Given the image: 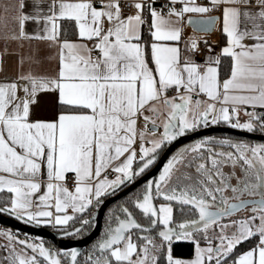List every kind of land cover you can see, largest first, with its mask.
Instances as JSON below:
<instances>
[{
    "label": "snow or ice",
    "instance_id": "obj_1",
    "mask_svg": "<svg viewBox=\"0 0 264 264\" xmlns=\"http://www.w3.org/2000/svg\"><path fill=\"white\" fill-rule=\"evenodd\" d=\"M0 12V72L10 42L17 56L0 75V213L82 236L178 138L264 133V0H13ZM37 41L55 50L51 73L17 51ZM0 240V264H264V142L182 144L108 208L83 261L6 227Z\"/></svg>",
    "mask_w": 264,
    "mask_h": 264
},
{
    "label": "water",
    "instance_id": "obj_2",
    "mask_svg": "<svg viewBox=\"0 0 264 264\" xmlns=\"http://www.w3.org/2000/svg\"><path fill=\"white\" fill-rule=\"evenodd\" d=\"M215 133H224L235 136H242L264 142V133H260V132L248 133L246 131L231 129L225 125L209 126L208 128L200 129L198 134L189 133L185 137L178 138V141L173 142V144L170 145L169 148L165 150L166 154L165 153L161 154V157L156 162V166H154L149 173H146L144 177L138 178L137 181H135L132 185H129L126 189L118 193L117 196L110 197L107 203L104 206H102L101 209L97 210L95 223L91 228V230L85 236H81L77 238L61 237L55 230H53L50 227L25 224L22 221L16 220L14 217H10L6 213H0V226L14 229L22 233H28L29 235L39 236L43 239H47L50 241L51 244H53L58 248L60 247L78 248L80 249V256H81V254L84 251V248L99 235L102 228L104 213L109 205H111L115 201L125 196L136 186L144 183L145 178H151V176L157 175L159 171V167L162 166L163 162L166 161L167 156L171 155V153L176 148L180 147L182 144L189 143L191 140L196 139L199 136L211 135Z\"/></svg>",
    "mask_w": 264,
    "mask_h": 264
},
{
    "label": "crops",
    "instance_id": "obj_3",
    "mask_svg": "<svg viewBox=\"0 0 264 264\" xmlns=\"http://www.w3.org/2000/svg\"><path fill=\"white\" fill-rule=\"evenodd\" d=\"M13 2V0H0V6L6 3ZM3 13L0 12V16H2ZM187 29V28H186ZM185 29V30H186ZM216 39L218 38V34H215ZM4 48V42L2 39H0V53L3 52ZM35 49V51L33 50ZM13 50H16V45L13 43H9V54L4 56V63H3V72H0V75L3 74H9V75H14L16 70H17V56L11 54ZM19 52V55L21 56H33L35 59H39L38 64H33V70L37 72H47L51 73L56 65L55 60L49 61L46 59L49 55H52L54 53V49H49L47 48L46 44L43 42H33V46L30 48V46L26 43L22 49L17 50ZM29 67L28 63L24 64L23 69L21 70H27ZM49 108L47 105L43 103V98H42V103L40 107L36 110L35 114L40 115V116H46L48 115ZM241 119H244L243 114L241 115ZM0 192H5L6 191H0ZM51 228V227H50Z\"/></svg>",
    "mask_w": 264,
    "mask_h": 264
},
{
    "label": "trees",
    "instance_id": "obj_4",
    "mask_svg": "<svg viewBox=\"0 0 264 264\" xmlns=\"http://www.w3.org/2000/svg\"><path fill=\"white\" fill-rule=\"evenodd\" d=\"M211 135H222V136H225V135H230V134H224V133H215V134H211ZM230 136H233L235 138H244V139H248V140H253V139H250V138H247V137H242V136H235V135H230ZM258 141V140H256ZM261 142V141H259ZM179 148V147H178ZM1 195H8V193H5V192H0V196ZM126 197V196H125ZM124 199V197L120 198V200ZM112 205V204H111ZM111 205H109L108 207H110ZM22 235V234H21ZM46 243H50L49 240L47 239H44ZM244 247H247V245H244ZM191 250H192V246L190 243L188 242H176L175 246H174V251L177 255H182L184 257H189L190 254H191ZM82 255V254H81Z\"/></svg>",
    "mask_w": 264,
    "mask_h": 264
},
{
    "label": "flooded vegetation",
    "instance_id": "obj_5",
    "mask_svg": "<svg viewBox=\"0 0 264 264\" xmlns=\"http://www.w3.org/2000/svg\"><path fill=\"white\" fill-rule=\"evenodd\" d=\"M176 150V149H175ZM174 150V151H175ZM173 151V152H174ZM143 184V183H142ZM142 184H140V185H138V186H136L134 189H132L129 193H127L125 196H127V195H129L130 193H133V192H135ZM125 196H123V197H125ZM120 200V199H119ZM119 200H117V201H119ZM117 201H115L114 203H116ZM114 203H112V204H114ZM112 206V205H111ZM110 206V207H111ZM109 208V207H108ZM108 208L105 210V213H104V217H103V221H102V228H101V231H102V229H103V227H104V223H105V214H106V212H107V210H108ZM7 228V227H6ZM10 229V228H9ZM11 230H13V231H16V230H14V229H11ZM91 230V229H90ZM89 230V231H90ZM88 231V232H89ZM100 231V232H101ZM16 232H18V231H16ZM87 232V233H88ZM18 233H20V234H23L22 232H18ZM86 233V234H87ZM86 234H84V235H82V236H85ZM100 234V233H99ZM30 236H33V235H30ZM77 237H81V236H72V238H77ZM99 237V235L94 239V240H92L85 248H84V251H83V253H82V255L79 257V259L81 260V261H83V259H84V256L87 254V249L90 247V245L92 244V242L93 241H95L97 238Z\"/></svg>",
    "mask_w": 264,
    "mask_h": 264
},
{
    "label": "built area",
    "instance_id": "obj_6",
    "mask_svg": "<svg viewBox=\"0 0 264 264\" xmlns=\"http://www.w3.org/2000/svg\"><path fill=\"white\" fill-rule=\"evenodd\" d=\"M190 31H191L190 28H187V29L185 30L186 33L190 32ZM215 40H216L215 34H211V35L209 36V42L211 43V42H213V41H215Z\"/></svg>",
    "mask_w": 264,
    "mask_h": 264
},
{
    "label": "rangeland",
    "instance_id": "obj_7",
    "mask_svg": "<svg viewBox=\"0 0 264 264\" xmlns=\"http://www.w3.org/2000/svg\"><path fill=\"white\" fill-rule=\"evenodd\" d=\"M214 136H222V135H214ZM251 141H256V140H251ZM256 142H259V141H256ZM1 196H4V195H1ZM1 227V226H0ZM3 241L0 240V243H2ZM5 255V253L3 252V250H0V256H3ZM3 264H7L6 261L3 262Z\"/></svg>",
    "mask_w": 264,
    "mask_h": 264
}]
</instances>
